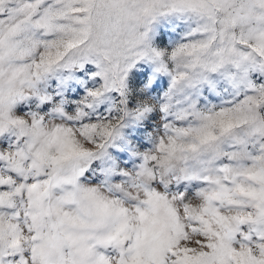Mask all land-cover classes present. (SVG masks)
Returning a JSON list of instances; mask_svg holds the SVG:
<instances>
[{
  "label": "snow or ice",
  "instance_id": "1",
  "mask_svg": "<svg viewBox=\"0 0 264 264\" xmlns=\"http://www.w3.org/2000/svg\"><path fill=\"white\" fill-rule=\"evenodd\" d=\"M0 264H264V0H0Z\"/></svg>",
  "mask_w": 264,
  "mask_h": 264
}]
</instances>
